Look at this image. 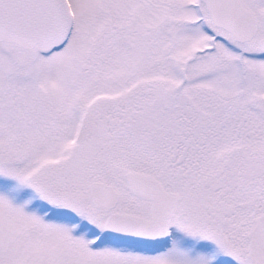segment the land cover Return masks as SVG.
I'll return each instance as SVG.
<instances>
[{
	"label": "snow or ice",
	"instance_id": "snow-or-ice-1",
	"mask_svg": "<svg viewBox=\"0 0 264 264\" xmlns=\"http://www.w3.org/2000/svg\"><path fill=\"white\" fill-rule=\"evenodd\" d=\"M0 264H264V0H0Z\"/></svg>",
	"mask_w": 264,
	"mask_h": 264
}]
</instances>
